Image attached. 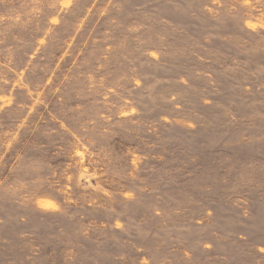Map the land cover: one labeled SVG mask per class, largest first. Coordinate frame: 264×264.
Wrapping results in <instances>:
<instances>
[{"label":"rangeland","instance_id":"obj_1","mask_svg":"<svg viewBox=\"0 0 264 264\" xmlns=\"http://www.w3.org/2000/svg\"><path fill=\"white\" fill-rule=\"evenodd\" d=\"M0 264H264V0H0Z\"/></svg>","mask_w":264,"mask_h":264}]
</instances>
